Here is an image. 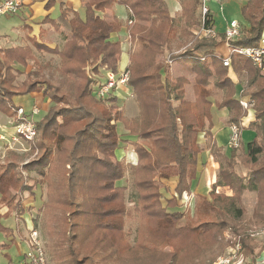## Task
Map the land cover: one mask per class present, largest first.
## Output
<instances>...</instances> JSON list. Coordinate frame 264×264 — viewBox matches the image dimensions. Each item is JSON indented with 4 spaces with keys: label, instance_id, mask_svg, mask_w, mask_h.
<instances>
[{
    "label": "trees",
    "instance_id": "trees-1",
    "mask_svg": "<svg viewBox=\"0 0 264 264\" xmlns=\"http://www.w3.org/2000/svg\"><path fill=\"white\" fill-rule=\"evenodd\" d=\"M80 1L85 2L84 18L60 6L58 22L69 31L62 50L33 39L30 46L0 48V111L13 117L19 108L12 104L16 96L37 94L41 102L50 104L37 123L33 147L39 157L20 166L18 155L8 151L0 163V210L5 209L0 220L12 214L22 216L20 195H33L34 188L45 183L42 228L54 264H142L144 259L150 264H183L198 259L208 247L223 244L226 231L235 240L225 242L223 250L239 245L246 263L257 264L259 252H255L257 245L249 229L264 225V74L245 57H231L233 73L245 79L244 97L254 102V121L248 130L255 132V138L231 149L228 156L207 144L218 164L215 182L208 196L194 195L187 213L177 211L178 200L184 193L191 194L197 176L202 151L199 137H211L212 107L226 109L229 124L240 125L246 117L234 98L239 81L223 67L218 42L206 39L194 40L189 50L169 56L171 64L180 58L181 64L190 67L193 100L185 97L189 84L185 76L162 81L166 69L156 57L177 40L185 42L190 37V29L199 19L196 0H180L177 17L169 14L164 0ZM114 3L124 6L132 21L126 30L136 49L128 53L125 68L129 72L127 88L138 106V115L132 119L92 97L94 83L90 87L91 80L84 73L88 64L117 73L120 43L111 38L121 24L116 16L105 17ZM53 4L48 0L45 10ZM241 16L248 27L241 26V37L231 46L256 47L264 32L263 0H247ZM42 23L53 21L47 16ZM31 47L60 58L56 85L39 78L48 64L33 61L32 69L24 73L32 59ZM20 76L25 77L18 83ZM216 90H224L219 99L214 97ZM116 100L112 97L107 102ZM118 124L136 139L135 164L115 158L120 142ZM237 164L249 173L239 176ZM22 171L40 180L25 185ZM126 174L134 192L131 212L125 204L126 187L116 186ZM173 178L177 179L174 196L163 201L158 182ZM218 188L233 196L216 193ZM253 190L257 192L256 207L244 223L241 198L245 191ZM132 214L140 223L130 244L125 221ZM0 232L8 234L9 230L0 225Z\"/></svg>",
    "mask_w": 264,
    "mask_h": 264
},
{
    "label": "rangeland",
    "instance_id": "rangeland-1",
    "mask_svg": "<svg viewBox=\"0 0 264 264\" xmlns=\"http://www.w3.org/2000/svg\"><path fill=\"white\" fill-rule=\"evenodd\" d=\"M168 9V12L171 16L177 17L180 13V0H164ZM231 0H221V4H226L229 3ZM234 2H237L240 4L242 0H233ZM264 2V0H263ZM113 13L118 19V21L121 24V28L117 33H114L112 35V41L113 42H118L120 43V50H121V55L119 59V63L117 66V72L125 70V68L129 64V57L128 53H131L133 50L136 49L134 44L131 42L130 38L128 37L126 26L129 24L128 18H129V12L126 10L124 6L119 5L118 3H114L112 7ZM107 12V11H106ZM105 12V13H106ZM79 16L81 18H84V11L78 12ZM106 18L110 17V13L106 14ZM20 19L19 16H10L8 18H0V48H5L8 47L9 45L12 46V43H6L4 45V40L3 38H16L17 37V43L20 40V37L17 35V31L15 30L16 27L20 24ZM196 26L192 27L190 29V37L184 42L182 40H177L173 44H171L167 49L164 50L163 55H158L156 57V62L158 64L163 65L162 67H165V73L162 76V81L167 80V81H174L178 74H176L175 68L176 66L183 62L182 59L177 58L172 61V64H167L168 67H166V63L169 59L170 55H176V54H182L185 51L189 50V46H187L188 43L192 41V34L193 31H195ZM49 30L53 33L55 32L56 36L52 39H47V40H41L42 44L46 45L50 49H56L57 51L62 50L64 44L66 41L69 39V31L68 29L60 22H58L56 25H53L52 28L50 27ZM200 40V39H196ZM203 40V39H202ZM184 43V44H183ZM183 44V45H181ZM192 44V43H191ZM30 46V42L27 44ZM24 45V46H27ZM32 49V59L27 62V67L24 70V73L29 72L32 69V64L33 61H36L39 65L44 66L45 64H48L49 68L45 69L41 73V79L50 81L53 85H56L57 83V68L59 67L60 63V58L58 55L47 53V52H39L35 50L33 47ZM218 54L222 55L224 58H228L230 55V48L228 44L223 42L222 47L218 49ZM189 64V62H187ZM253 67V66H252ZM254 68V67H253ZM104 69L107 70L104 67L100 66H93L88 64L87 67L84 69L85 76L91 80L90 87L92 86L93 83L96 82V80L99 79V82H103L104 80L102 77L104 76ZM22 70V69H20ZM186 73L184 76L189 80V84L185 87V97L188 100H193V95H192V88H191V81L193 79V73L190 70L189 66H185ZM232 68L229 69V73H232ZM258 72V71H257ZM25 76H20L18 78V83L22 82L24 80ZM239 84L237 85V94L235 95L234 98H236L238 101L241 100V97H244L243 95V87L245 84V79L244 77H238L236 76ZM92 91L94 90V86L91 87ZM224 93V90H216L215 92V98L219 99ZM94 97V95H91ZM116 101L115 102H105L101 101L104 105L108 107H115L118 110H120L123 115L128 118H136L138 115V106L135 101V96L132 94V91L130 88H124L119 90V92L116 95ZM35 105L37 108L40 109V114L39 115H34L31 119L34 122V128H35V136L33 140L29 143L22 142L25 144V147L16 148L14 145L11 147V143L9 141L10 137L6 136V131L1 132V136L3 140H0L1 144V149L7 148L9 152L14 153L15 155H18L19 159V164L20 166H24L28 164L31 161L36 160L40 154H38V151L34 149L33 143L35 142L38 133H37V123L39 122L40 118L43 116L44 112L47 110L48 107H50L49 101L47 100V108L44 110V106H42V103L39 100L34 101ZM33 101H25L22 104V108L27 116L30 115V111L32 109ZM59 108L61 106H58ZM241 107V106H240ZM242 108V107H241ZM216 112L217 110L215 107H213V114L216 117ZM227 111H222V114H225ZM242 112L245 113V116L249 115L247 111L242 109ZM254 112V106L251 109V113ZM0 124L6 126L8 128L7 121H10V126L12 129V125L14 120L12 119L15 117H11L9 120L5 113L0 111ZM220 118V116H218ZM223 120V119H222ZM223 122L228 123L227 119L223 120ZM259 124V122H257ZM242 124V121H241ZM240 124V143L239 146L247 145L248 142H250L253 138H255V132H251L252 130L244 129L242 128ZM13 131V129H12ZM259 129V133L261 134L263 131ZM117 132L119 134V148L115 152V158L119 161H123L124 163H135L136 161V155L133 152L134 146L133 143L135 142V138H131V136L128 135V132L123 128L122 124L117 125ZM202 135L199 137V143H201L200 148H203V139ZM228 146V145H227ZM228 149L230 150L229 146ZM6 151V152H8ZM229 152V151H228ZM6 153L0 156V163H3L4 157ZM236 173L239 176L247 175L249 173V169L242 167L241 165L236 166L235 168ZM22 177L24 179V184L31 186L35 182H38L40 178L30 172H25L22 171ZM116 186H124L126 187V193H125V204L128 209V211H132V206L134 203V192L131 187V180L128 174H126L125 178L122 179L121 181L116 182ZM158 187L160 189V192L163 197V201L174 196V186L172 184V181L170 182H163L159 181L158 182ZM208 190V189H207ZM211 190V187H210ZM210 190H208L205 195L208 196ZM34 193L33 195L28 194L27 192H24L20 195L21 197V207L22 210L24 211V214L22 216H18L15 214H12L8 218H2L0 220V225L3 226L4 228H7L9 230L8 234H4L0 232V246H4L3 248L0 247V264H17L19 260L21 259V254L20 251L17 247V243L20 246H26V243H28V234L31 230H36L38 232V235L41 239V242L43 243L47 258H48V264H54L53 261L50 259V242L48 241L45 232L42 228V213H41V205L45 201V195H46V186L44 184H40L39 186H36L34 188ZM219 193H225L226 196H233V193L229 190L226 189H219ZM185 195L186 197H184ZM181 197V199L178 200L177 203V211L187 213L190 209L191 206L194 202V193H184ZM257 203V192L256 190L253 191H245L242 195L241 198V207L244 209V217L242 221L244 223H247L249 220L250 216L252 215V211L255 209ZM40 209V210H39ZM4 210H0V214H4ZM140 221L138 218L135 217V215H131L128 217L125 221V232L127 234V239L130 244L134 243L135 239V230L137 229ZM183 221L181 222V224ZM264 228V225L261 226H252L249 230L250 231H256V230H262ZM11 232V233H10ZM259 232V231H256ZM232 238V239H231ZM257 238V237H256ZM229 239L234 241V237L230 234L229 231H226L224 233V240L223 244L218 243L215 244L214 246L208 247L205 251H203L198 259L193 260L190 262L189 260H186L183 262V264H213L216 262L219 258H224L227 253L229 252V248L233 247L230 246L223 250L225 242H227ZM254 243L257 245L255 252H259V256L257 257V261H261L264 263V239H258ZM140 263L142 264H150L151 262L144 259ZM138 264V263H137ZM247 264V263H246Z\"/></svg>",
    "mask_w": 264,
    "mask_h": 264
},
{
    "label": "built area",
    "instance_id": "built-area-1",
    "mask_svg": "<svg viewBox=\"0 0 264 264\" xmlns=\"http://www.w3.org/2000/svg\"><path fill=\"white\" fill-rule=\"evenodd\" d=\"M198 6V25L196 26L195 31H193L192 37L193 40L196 39H206V40H217L218 34L215 30L213 23V15L211 11V5H221V0H196ZM24 1L23 0H0V18L6 16L17 15L21 10ZM132 21L128 19V24ZM129 37V36H128ZM241 37V26L236 20H229L226 22L224 31L222 32V41L228 44L230 48V55L228 58L221 56V62L223 67L228 70L232 68L231 66V57L238 55L248 59L254 69L260 74H264V32L258 42L256 47L252 48H237L231 46V42L237 40ZM187 46H191V43ZM170 58L168 59L167 64H170ZM168 66V65H167ZM99 79L94 83V90L92 94L94 98L98 101L109 100L112 97H117L119 90L127 88V83L129 79V72L123 70L117 73H113L109 70L104 69V76L102 79L103 82H99ZM239 100V105L245 111H251L254 106V102L249 100L248 97H241ZM40 109L33 107L30 111V115L27 116L22 107H19L14 110V115L12 119L13 122V137L11 141L16 142H25L29 143L33 140L35 136L34 122L32 117L34 115H39ZM229 136L227 145L230 149L239 148L240 143V125L229 124ZM0 140H3L0 137ZM219 188L216 190V193H219ZM186 197L185 195H183ZM183 198V197H182ZM259 231V232H256ZM250 231L251 238L255 239H264V228L262 230ZM257 237V238H256ZM28 243H26V249L21 254V259L17 264H48V258L41 242V239L36 230H31L28 234ZM240 246L235 245L229 248V252L224 258H219L213 264H246V260L239 254ZM257 264H264L261 261H257Z\"/></svg>",
    "mask_w": 264,
    "mask_h": 264
},
{
    "label": "crops",
    "instance_id": "crops-1",
    "mask_svg": "<svg viewBox=\"0 0 264 264\" xmlns=\"http://www.w3.org/2000/svg\"><path fill=\"white\" fill-rule=\"evenodd\" d=\"M23 7L22 10L17 14L20 19V24L18 27H16L17 35L20 37V40L17 43V37L16 38H6L4 37V45L6 43H12V46H24L27 45L30 42V39L36 40L40 43L41 40H47V39H53L56 34L55 32H51L49 28L53 25H56L58 23V17L60 15V6H65L68 9H71L76 12H82L84 11V6L85 2H82L80 0H53L54 4L51 7L50 10L46 11L45 10V4L48 0H23ZM247 0H242L240 4L237 2H234L231 0L229 3L226 4H221V5H211V11L213 15V23L215 30L217 31L218 34V39L215 40L218 42V45L216 47L217 53L218 49L222 47L223 41H222V32L225 29L226 22L229 20H236L239 22L240 26H246L248 25L243 21L242 16H241V8L245 5ZM110 13V17L115 16L113 13V10L111 9L110 11H107L105 13L108 14ZM14 15V16H17ZM48 16L50 20L53 21L52 24L50 23H42L43 20ZM10 16H6L3 18H8ZM8 47H11L9 45ZM220 55V54H219ZM176 74L179 76H184L186 73L185 66L181 63H179L176 68H175ZM233 73V72H232ZM231 78L237 83L238 79L235 75V73L230 74ZM178 77V76H177ZM33 101V107H36L34 101L39 100V96L37 94H31V95H26V96H16L12 98V104L14 107H22V104L25 101ZM41 102V101H40ZM42 106H44V110L47 108V100L42 101ZM225 111V109H222L220 111L217 110L216 112V117L213 114V107L211 109V114H212V129L210 130L211 137L210 138H204L203 139V148H201V154H200V160L198 163V169H197V176L196 179L192 183L191 187V193H194V195L199 194L206 196L205 193L210 190V187L212 184L215 182L216 175L218 172V164L214 161L213 157L210 155L209 149L207 148V144L210 145H215L217 148H220L222 150V153L225 155H229V152L231 149H228L227 142H228V136H229V123L223 122V120L227 119L228 117V111L225 114H222L221 112ZM249 115L244 117L242 119V128L248 129L249 124H251L254 121V112L251 113V111L248 112ZM220 116V118L218 117ZM0 118H2L0 116ZM11 117H7L9 120ZM223 119V120H222ZM7 126L1 125L0 124V134L1 132H7L6 136L10 137L9 141L12 144L11 147L14 145L16 148L22 149V147H25V144H23L21 141L18 143H13L11 141V138L13 137V125L12 129L10 126V121H7ZM254 132V131H251ZM0 137H2L0 135ZM134 138V137H131ZM201 145V143H199ZM24 149V148H23ZM22 149V151H23ZM8 151L7 148L4 150L1 149V144H0V156L6 153ZM229 151V152H228ZM136 163V161H135ZM133 163V164H135ZM163 182H170L172 181L173 186L175 187L176 178L170 179L168 181ZM208 189V190H207ZM17 247L20 251V254L25 251L26 246H20L17 243Z\"/></svg>",
    "mask_w": 264,
    "mask_h": 264
}]
</instances>
